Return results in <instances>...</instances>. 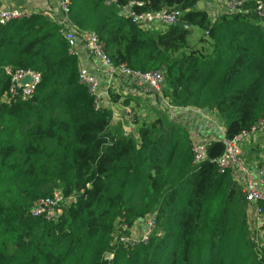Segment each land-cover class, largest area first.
<instances>
[{"label":"trees","instance_id":"1","mask_svg":"<svg viewBox=\"0 0 264 264\" xmlns=\"http://www.w3.org/2000/svg\"><path fill=\"white\" fill-rule=\"evenodd\" d=\"M201 1L71 0L78 38L96 32L114 68L164 72L168 105L152 108L136 135L112 129V108L95 109L59 21L30 12L0 26V264H264L241 184L218 171L223 140L208 139L207 159L195 163L191 132L172 115L211 110L228 138L264 118V15L256 13L264 0L214 18ZM132 2L141 3L131 5L136 12L181 10L202 30L199 45L176 24L134 22ZM6 67L40 73L28 99H7ZM109 96L123 95L109 87ZM248 153L264 167L257 145ZM56 189L76 201L56 220L32 216V203ZM153 213L147 242L116 236L120 224Z\"/></svg>","mask_w":264,"mask_h":264},{"label":"built area","instance_id":"2","mask_svg":"<svg viewBox=\"0 0 264 264\" xmlns=\"http://www.w3.org/2000/svg\"><path fill=\"white\" fill-rule=\"evenodd\" d=\"M257 0H223L226 11L231 12L236 9H244L250 2ZM133 3L141 4L140 2H132L126 7L127 14L132 20L144 26L163 25L168 27L176 24L181 20L182 11L177 8H164L158 11H143L136 12L131 8ZM70 4L71 0H60V10L62 17L59 21L60 31L68 40L72 47H75L78 42V36L70 21ZM256 13L259 16L264 15L262 3L256 6ZM30 11L24 8L0 7V26L14 19L26 17ZM82 39L86 41L89 54L105 67L111 75L121 74L128 78L135 79L138 84L146 90L163 95V87L165 85V75L163 70L140 71L128 68L122 64L117 68L111 65L109 53L105 50V45L99 35L94 32H83ZM6 72L11 76V86L8 91L7 99L20 98L28 99L33 93L36 86L39 84L40 73L30 69H12L6 67ZM30 76L31 80L23 84L22 79ZM80 82L83 83L89 90L94 99V107L96 110H102L104 107V98L109 94V85L103 83L98 74L92 72L89 68L81 66L79 72ZM165 102V101H164ZM168 105V102H165ZM124 112L127 116L132 117L133 110L130 106L125 107ZM219 127L221 138L225 145V150L217 159L218 171L223 173L226 170H231L241 184V192L249 203L252 213L256 217L257 225H264V167L252 165L245 159L243 144L249 142L259 133L264 131V118H261L249 130L243 131L233 138H228L225 133V128L220 124ZM193 137V136H192ZM192 152L195 163H201L208 157L207 141H200L193 138ZM76 198L72 194L66 196L62 189H56L52 194L41 197L35 200L30 207V214L35 217H43L47 220H56L63 213L64 209ZM146 220V230L139 241L130 238V229L126 223L120 224L123 234L118 237L125 245H131L138 242H147L155 228V213L142 218ZM140 219L139 221H142ZM111 253H107L106 257Z\"/></svg>","mask_w":264,"mask_h":264},{"label":"crops","instance_id":"3","mask_svg":"<svg viewBox=\"0 0 264 264\" xmlns=\"http://www.w3.org/2000/svg\"><path fill=\"white\" fill-rule=\"evenodd\" d=\"M203 2V8L208 11L210 16L213 14L212 12H214L216 16H218L221 12L226 11L223 0H205ZM0 7L24 8L29 10L30 12L44 13L49 18L57 21H60L62 17V13L60 10V0H0ZM191 29L192 26L189 27L190 36H192L190 42L199 45V39L202 35H193ZM75 50L77 51L80 57L81 66H85L90 70L92 69L96 74H98L99 78L103 81L104 84L109 85L114 92L123 95L120 101L118 102H113L109 94L104 98V105L109 106L113 110V120L111 123L112 129L119 130L120 127V129H123L124 133L128 134L131 132L136 135L138 123L134 121V119L130 120V117L125 114L124 109L129 105H133L134 107L136 106L135 108L140 105H151V108L152 106L158 107L157 103H155V101H153L151 97V95H154V93L152 91L151 94L145 93L146 91L144 90L146 89L141 87L138 82L133 78H128L121 74L111 75L109 71L105 67H103L99 61L95 60L89 54L88 47L84 39H78L77 45L75 46ZM147 92L150 91L148 90ZM128 97L130 100L129 104H123L122 101L128 99ZM164 101L166 102V100ZM187 110H191V113L188 115L187 120L191 121L194 125V129H196V131H190L191 135L193 133L195 134L194 139H198L204 142L208 139L219 137L220 131L217 127L214 126L215 122L212 121V115L215 116V112L206 109ZM176 112L181 113L183 111L177 110ZM177 121L185 125L188 124L187 122H183L178 118ZM249 213L250 215H252L251 219L254 218L255 215L252 213L251 209Z\"/></svg>","mask_w":264,"mask_h":264},{"label":"rangeland","instance_id":"4","mask_svg":"<svg viewBox=\"0 0 264 264\" xmlns=\"http://www.w3.org/2000/svg\"><path fill=\"white\" fill-rule=\"evenodd\" d=\"M213 14L211 15L212 18L216 17V14L214 12H212ZM148 27H164L163 25L157 24V25H151ZM191 32L193 33V35L199 36L202 35L203 32L201 29L192 26ZM192 36H190V41H191ZM193 44V43H192ZM164 88V87H163ZM146 91L145 93L147 94H151L152 92H147L148 90H144ZM154 95H151L153 101H155V103H157L158 107H154L152 106V108H157L158 111H164L166 108V103L164 102V100H162V98L160 97V95H157V93L153 92ZM137 105V104H136ZM132 110H133V114L132 117H130V120L136 121L137 123H141L144 120H150L153 117H155V115L157 114V111H155L154 109L151 108V105L145 106V105H140L137 108H135L133 105H129ZM158 108H161L160 110ZM191 113V110H184L181 113H177L176 111L174 113H172V115L174 116V119L177 120L180 119L183 122H187L188 124L185 125L187 127V129H189V131H196V129H194V125L191 121H188V115ZM213 120L214 126L217 127L219 129V127L221 126V122L219 119H217L218 117L215 115L213 116ZM223 126V125H222ZM193 138H195V134H192ZM257 145V151L259 152V156L260 158L264 161V131L259 133L256 137L252 138L251 141L249 142H245L243 144V151L245 153V158H248V152L250 151V148L252 147H256ZM248 160V159H247ZM250 162V161H249ZM252 164V162H250ZM249 217L251 218L252 215L249 214ZM147 220V219H146ZM146 220L143 221H137L135 223V225L131 226L132 228L129 231V235L130 238L139 241L141 239V237L143 236L145 230H146ZM254 229L256 230V234H257V241L258 243H260V238L264 237V225H255L253 226ZM122 229L119 227L117 228L116 231V236L118 237L119 235H122ZM111 255L109 254L108 257H110Z\"/></svg>","mask_w":264,"mask_h":264},{"label":"water","instance_id":"5","mask_svg":"<svg viewBox=\"0 0 264 264\" xmlns=\"http://www.w3.org/2000/svg\"><path fill=\"white\" fill-rule=\"evenodd\" d=\"M203 6H204V2L201 1V2L199 3V7H200V8H203ZM175 7H176V6H175ZM176 25L179 26V27H181V28H184V29H189V27L191 26V24H190L189 22H187V21H185V20H182V19L179 20V21L176 23ZM91 71L94 72L92 69H91ZM30 80H31V77H30V76H26V77H24V78L22 79V83H23V84H26V83H28Z\"/></svg>","mask_w":264,"mask_h":264}]
</instances>
